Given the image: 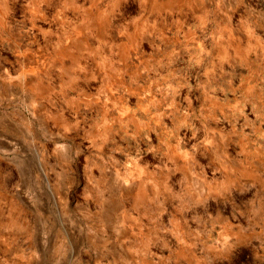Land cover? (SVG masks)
I'll return each mask as SVG.
<instances>
[{"label": "rangeland", "instance_id": "374dc122", "mask_svg": "<svg viewBox=\"0 0 264 264\" xmlns=\"http://www.w3.org/2000/svg\"><path fill=\"white\" fill-rule=\"evenodd\" d=\"M0 264H264V0H0Z\"/></svg>", "mask_w": 264, "mask_h": 264}]
</instances>
